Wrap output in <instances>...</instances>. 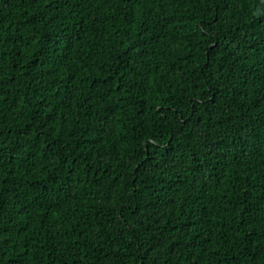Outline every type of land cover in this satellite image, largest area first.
Listing matches in <instances>:
<instances>
[{
	"label": "trees",
	"instance_id": "1",
	"mask_svg": "<svg viewBox=\"0 0 264 264\" xmlns=\"http://www.w3.org/2000/svg\"><path fill=\"white\" fill-rule=\"evenodd\" d=\"M0 264H264V0H0Z\"/></svg>",
	"mask_w": 264,
	"mask_h": 264
}]
</instances>
